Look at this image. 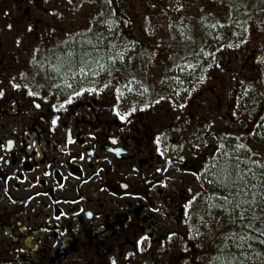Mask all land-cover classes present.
Listing matches in <instances>:
<instances>
[{
    "label": "flooded vegetation",
    "instance_id": "af4514ba",
    "mask_svg": "<svg viewBox=\"0 0 264 264\" xmlns=\"http://www.w3.org/2000/svg\"><path fill=\"white\" fill-rule=\"evenodd\" d=\"M45 1L0 0V38L74 36L62 13L69 1ZM123 33L115 30L112 38ZM127 36L135 35L130 29ZM146 40L156 43L140 44L137 52L125 48L174 53L177 64L201 50L185 31ZM35 42L27 47L22 41L17 49L0 43V264L203 263L217 238L211 231L203 252L192 232L204 212L230 206L215 178L217 155L231 152L233 130L219 138L214 117L200 114L202 101L217 106L218 95L209 92L214 88L197 81L189 90L177 67L165 95L143 106L124 87L133 84L121 72L90 77L99 71L95 54L102 47ZM26 54L38 58L46 77H11L27 64ZM81 54L93 55L94 65L82 64ZM199 130L215 143H205Z\"/></svg>",
    "mask_w": 264,
    "mask_h": 264
},
{
    "label": "rangeland",
    "instance_id": "374dc122",
    "mask_svg": "<svg viewBox=\"0 0 264 264\" xmlns=\"http://www.w3.org/2000/svg\"><path fill=\"white\" fill-rule=\"evenodd\" d=\"M61 1L64 4L67 2ZM68 1L69 7H64L62 13L69 16L68 19L64 18L65 27L75 32V35L40 39L44 46L102 47V53L95 54L99 56V71L90 72V77L113 78L121 72L124 82L133 84L124 87L143 106L149 100H154L155 96L165 95L169 80L178 77L177 67L190 82L186 85L189 90L197 81L201 87L207 85L214 88V91L209 92L212 94L211 98L218 95L217 106L210 108L209 103L202 101L200 114L214 117L212 126L217 129L219 138H222L223 130H233L232 151L228 154L227 162L240 167L243 164L250 165L249 168H244L248 173L253 169L258 170L259 174L253 176L252 188L256 196L260 195L258 198L261 200L256 209V217L250 219L241 216L243 212L234 205L230 199L232 196H229L230 206L226 209L228 216L224 213L226 218L230 217L227 222L224 215L204 212L202 220L192 233L197 241H201L203 252L211 239V231L213 237L217 238L214 251L204 256L201 264H225V255L228 253L236 257L238 264H263L264 110L260 111L259 108L260 96L264 95V0H100L103 4L100 15L96 14L98 0ZM45 2L52 6L55 0ZM131 20L133 25L130 27ZM130 29L135 36H127V30ZM115 30H123L126 35L116 39V43L112 38ZM180 31L193 36L196 45L201 47L196 53L184 54V62L180 64L174 61V53H156L152 50V53H134L125 48L132 46L137 52L140 44L152 46L156 43L154 40H146L148 37ZM40 39L1 37L0 43L17 49L22 41L28 47L37 45L35 40ZM189 41L190 39L186 44ZM167 44L165 40L162 42V46ZM114 46H121L119 52L110 51ZM25 56L27 58L23 61L27 64H22L24 66L21 65V69L11 77L26 78L31 82L46 77L48 71L40 70L36 65L38 58L32 54ZM23 57L22 55L21 58ZM253 131L260 142L254 139L250 142L247 139L248 146H243L242 139L250 138ZM205 133L206 130H199L198 137L204 138L205 143H215L213 139L206 140L208 134ZM234 142L238 145L235 151ZM249 149L255 156H247ZM179 151L182 153L184 149L179 147ZM257 154L263 155V158ZM223 156L219 152L218 160L223 159ZM234 194L236 193L231 195ZM248 203L246 207L249 208ZM207 206L212 212L211 201ZM216 207V210L222 208L219 204ZM178 247L180 250V246Z\"/></svg>",
    "mask_w": 264,
    "mask_h": 264
},
{
    "label": "trees",
    "instance_id": "16d2710c",
    "mask_svg": "<svg viewBox=\"0 0 264 264\" xmlns=\"http://www.w3.org/2000/svg\"><path fill=\"white\" fill-rule=\"evenodd\" d=\"M79 56L81 58L80 59L81 63L83 62L82 64L86 65V63H87V65H89V67L94 65L95 57L93 55L81 54ZM74 58H76V56ZM78 62H80V61H78ZM68 64H70V63H68ZM72 66H74V65L71 64V67ZM260 98H261V106L259 109L261 111V110H264V95L260 96ZM255 135H256L255 131H253L251 133L250 138L244 137L242 145L243 146L247 145V143H248L246 141L247 139L250 142H251V139H254L257 142H260L259 139L257 138V136H255ZM263 146H264V143H263ZM236 147H238L237 142H234V151H235ZM250 149H249L247 156H251V157L255 156V154H253ZM243 153H244V151H242L241 155H243ZM228 154H229V152H226V150H224L223 159L220 158V159H222V161L219 162V164L217 165L218 168L216 171V178H215L216 182H217V187L219 189H222V191L224 193H227L228 196H232L230 199L233 200L234 205L236 207H239V209H241V212H243V213H241V216H243L244 218L252 219V218L256 217V209L258 208V205H259L258 203L261 200V199H259L260 195L256 196V193H254V191H253L254 188H252L253 182H254L253 176L256 174H259V172H257L258 170H254V169L253 170L251 169L252 170L251 173L245 172L244 168L247 169L250 167V165L243 164L242 167H240L238 164H229L227 162ZM238 155H240V154H238ZM257 156L260 158H263V155L257 154ZM234 192L236 194L231 195ZM229 202H230V200H229ZM247 203L250 205L249 208L246 207V206H248V205H246ZM246 211H248L247 214H246ZM225 256H226L225 261H224L225 264H238L237 263L238 261L236 262V257H234V255L228 253Z\"/></svg>",
    "mask_w": 264,
    "mask_h": 264
},
{
    "label": "snow or ice",
    "instance_id": "6c2138e0",
    "mask_svg": "<svg viewBox=\"0 0 264 264\" xmlns=\"http://www.w3.org/2000/svg\"><path fill=\"white\" fill-rule=\"evenodd\" d=\"M11 27V26H9ZM17 87H19V85H17ZM37 107H39V105H37ZM117 115L120 116V119L123 120L125 117L123 115H121L119 112H117ZM113 264H115V261H113Z\"/></svg>",
    "mask_w": 264,
    "mask_h": 264
}]
</instances>
